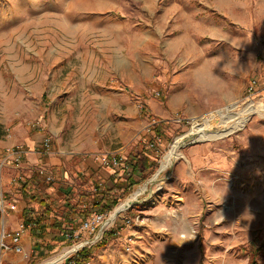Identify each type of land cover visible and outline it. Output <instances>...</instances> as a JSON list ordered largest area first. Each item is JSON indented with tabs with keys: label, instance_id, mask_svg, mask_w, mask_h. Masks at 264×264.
I'll list each match as a JSON object with an SVG mask.
<instances>
[{
	"label": "rangeland",
	"instance_id": "obj_1",
	"mask_svg": "<svg viewBox=\"0 0 264 264\" xmlns=\"http://www.w3.org/2000/svg\"><path fill=\"white\" fill-rule=\"evenodd\" d=\"M250 100L264 102V0H0V156L36 151L9 201L40 207L22 195L30 179V192L63 206L68 190L94 193L95 181L128 176L130 154L150 148L156 161L128 190L113 189L103 222L93 212L72 236L49 227L38 239L25 223L23 251L7 249L0 211V264H48L81 244L54 263L68 264L106 237L87 264H247L253 255L264 264V115L214 139L191 133L207 118L220 129ZM181 135L184 155L158 173ZM232 182L249 188L216 201L205 185Z\"/></svg>",
	"mask_w": 264,
	"mask_h": 264
},
{
	"label": "trees",
	"instance_id": "obj_2",
	"mask_svg": "<svg viewBox=\"0 0 264 264\" xmlns=\"http://www.w3.org/2000/svg\"><path fill=\"white\" fill-rule=\"evenodd\" d=\"M161 131L148 143L151 146H156ZM146 152L142 154H130L126 158L127 168L125 173L128 176L121 175L118 171V175H114L116 178L115 185L107 187L103 183L95 181V192H81L77 195L72 190H68L65 194V202L63 206H59L55 203L54 199L49 198V194L43 190H33L30 192L28 189L27 180L22 185V195L28 203H37L39 208H24V219L27 225L31 224L33 235L42 237L47 233V229L50 227L52 231L61 233L64 238L68 229L70 232H74L87 220L89 216L95 211L107 212L112 209L118 202V198L112 194L114 188L121 189L123 191L128 190L132 185L135 173L143 171L156 165V161L152 160L149 153H152L150 148H146ZM149 163V164H148ZM131 167V170L128 168ZM146 172V170H145ZM33 179V178H32ZM56 214V218L52 219V214ZM107 243V237L96 246L84 247L72 258H69L68 264L74 261L76 264H87L91 258V254L99 247L104 246ZM247 264H257V258L253 255Z\"/></svg>",
	"mask_w": 264,
	"mask_h": 264
},
{
	"label": "bare ground",
	"instance_id": "obj_3",
	"mask_svg": "<svg viewBox=\"0 0 264 264\" xmlns=\"http://www.w3.org/2000/svg\"><path fill=\"white\" fill-rule=\"evenodd\" d=\"M222 115H225L222 111H220ZM255 114L257 115H264V102H255L254 100H250L247 105L242 107L241 110H239L236 114L232 115H226V117L223 119L224 126L221 127L218 130H213L209 129L210 124H209V118L206 119L205 122L198 123L197 126L194 127L192 130V134L201 138L205 139H214L218 137H222L224 135L230 134L232 132H235L239 130L246 121L254 116ZM184 140V136H178L174 143L172 144V147L170 150L167 152V154L164 156L161 162V167L158 171V173L167 167H169L174 159L184 155L182 150H181V144ZM157 174L155 175L154 179L156 178ZM208 185L207 187L210 188L207 189L212 195H214L215 200H220L225 196H228V193L230 192H235L236 197H240L241 193L246 192L248 190L247 187L243 189V185H239V182H232V186H228L227 188H221L220 186H213L210 184H205ZM148 189V185H140L138 186L135 191L123 202H121L119 205L116 206L114 211L111 213V216L108 221H113L116 215L121 211L126 209L129 205H131L132 200L138 198L140 195H142L146 190ZM81 244H76L72 247H68L61 255L56 256L51 258L48 261V264H54L56 262H59L62 260V258L70 251L77 249Z\"/></svg>",
	"mask_w": 264,
	"mask_h": 264
},
{
	"label": "built area",
	"instance_id": "obj_4",
	"mask_svg": "<svg viewBox=\"0 0 264 264\" xmlns=\"http://www.w3.org/2000/svg\"><path fill=\"white\" fill-rule=\"evenodd\" d=\"M41 152L45 155L49 152H51L50 148V143L47 140L45 142V145L42 147ZM27 150L23 146H18L17 149L11 150V149H6L5 153L0 156V167L6 166L8 164H12L13 161H15V165L17 166H27L25 162ZM121 161V160H120ZM119 162V161H118ZM118 162L115 160L114 164H118ZM46 166H40L37 170H35L38 173L45 174ZM47 176V175H46ZM45 176V177H46ZM21 178L24 180L25 176L21 175ZM48 179H51V176H47ZM18 208V204L15 201H9L7 198V193L6 190L0 186V211L1 212H6L9 214V210H16ZM93 219L101 223L104 221V214L98 211H95L93 214ZM88 221L86 220V224L88 225ZM30 226V225H27ZM24 225H21L18 229L14 231H3V237H2V242L1 245L7 249H14L16 251H23V244H22V237H23V232H24ZM75 232V230H74ZM73 235L72 232H70V229L67 230L66 236ZM9 236V239L12 241L11 244L7 243L5 241V238Z\"/></svg>",
	"mask_w": 264,
	"mask_h": 264
},
{
	"label": "crops",
	"instance_id": "obj_5",
	"mask_svg": "<svg viewBox=\"0 0 264 264\" xmlns=\"http://www.w3.org/2000/svg\"><path fill=\"white\" fill-rule=\"evenodd\" d=\"M29 143H33V141H29L28 144ZM24 146L27 149L28 159H30V161H34L35 160L34 155L36 151L34 149H28V146L26 145ZM57 161L58 160L52 156L49 159V162L52 164L58 163ZM14 167L15 166L12 164H8L6 166L0 167V186H2L6 191H9V195L12 192L15 193L17 191L19 182H24L22 181L23 179L21 178V175L23 176L22 172L24 173L23 168H25V166H18V168L17 167L14 168ZM25 205H26V202L22 199L21 200L19 199L18 200L19 209L17 208L12 213H9L7 216H5V220L11 231L18 229L21 225H25L24 216L21 217L20 215V214H23V209ZM9 241L11 240L9 239Z\"/></svg>",
	"mask_w": 264,
	"mask_h": 264
}]
</instances>
